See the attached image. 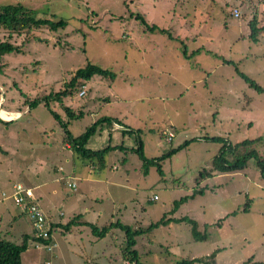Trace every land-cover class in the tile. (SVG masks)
<instances>
[{"label": "rangeland", "instance_id": "obj_1", "mask_svg": "<svg viewBox=\"0 0 264 264\" xmlns=\"http://www.w3.org/2000/svg\"><path fill=\"white\" fill-rule=\"evenodd\" d=\"M16 4L35 18L67 22L30 33L0 25V41L23 50L0 57V116L8 120H0V236L19 244L23 234L33 235L23 208L2 195L22 182L33 187L49 222L65 225L81 215L82 222L66 233L63 226L53 227L58 264H130L122 257L123 229L108 227L98 237L84 223L100 229L117 220L142 230L132 248L143 264H175L214 251V264L264 262V173L256 158L237 170L200 176L213 172L222 144L205 136L231 143L264 136V92L240 74L264 89V31L252 38L248 24L254 13L258 25L264 24V0H0V6ZM151 25L165 31L150 30ZM87 62L114 78L94 75L83 96L78 87L61 102L49 96ZM109 116L129 131H121L123 146L113 136L115 147L103 168L92 171L66 148L62 124L77 136ZM99 129L96 150L107 146V133L113 132L108 121ZM139 142L148 160L160 158L162 174L154 163L143 166L135 150ZM253 147L264 155L263 144ZM236 156L225 155L231 162ZM200 188L202 194L170 211L175 201ZM163 216L195 220L206 239L195 240L184 221L146 230ZM45 256L30 239L22 264Z\"/></svg>", "mask_w": 264, "mask_h": 264}, {"label": "trees", "instance_id": "obj_2", "mask_svg": "<svg viewBox=\"0 0 264 264\" xmlns=\"http://www.w3.org/2000/svg\"><path fill=\"white\" fill-rule=\"evenodd\" d=\"M232 13V12H231ZM139 16V15H137ZM66 20L59 18L58 20H52L49 18H35L32 16L31 12L27 9H24L20 4L16 5H4L0 6V25L4 28L9 29L12 32L21 33L23 29H26V33H30L32 29L40 27V26H47L50 29H55L57 27L64 26L66 24ZM143 22V20H142ZM249 28H250V36L252 38H255L258 32L264 31V24L259 26L258 20L256 18V14H253V17L248 21ZM150 30H158L160 32H164L165 29L157 27L156 25H151L149 27ZM28 39V38H27ZM21 47L18 45H14L13 43L9 41H0V57L4 54L11 53V52H21ZM240 73V72H239ZM99 74L101 76H109L110 78H114V73L101 68L99 65L87 62L85 66L80 67L76 69L69 79V81L65 84L64 89L57 91L55 93H50L49 96L52 97L55 100H58L61 102L62 98L66 97L67 95L71 94L73 89L78 87L79 90L81 89L82 85L86 83L89 79H91L94 75ZM245 81L248 82V84L255 88L258 92H264V89L255 83L253 80L249 79L246 75L243 73H240ZM40 100H48L47 98H41ZM33 101L31 102V104ZM30 105V104H29ZM63 109L69 113V115H72V109L68 106L64 105ZM54 116L57 120H59L56 113H54ZM1 120V119H0ZM112 118L103 117L102 119L96 120L92 125L87 127L81 134L74 136L70 130L67 129V126L63 123L62 127L64 128V142H67L72 150L81 158H83L86 161H89L90 163H95L98 168H101L105 164V156L107 153L113 149L115 146L107 145L101 149L93 150L86 147V143L88 139L96 132V129L98 127V124L102 121H111ZM118 123L117 121H115ZM205 139L213 140V141H219L222 142L219 153L213 158L212 160V166L213 172L205 170V173L200 172L201 177H210L213 176L216 172H226V171H233L240 169L245 166V162L248 158H256V164L258 168L260 169L261 173H264V155L259 156L257 149L253 147L255 144H263L264 146V136H258L256 138L252 139H243L239 142L231 143L229 141L223 140L221 137H209L205 136ZM188 141H186L183 145H187ZM183 145L179 146L176 149H171L168 152L164 153L161 158H164L167 155H170L172 153H175L178 149H180ZM138 156L143 161V166L146 167L148 163H154L156 164L157 171L162 174V169L159 164V159L152 158V160H148L145 155L143 154L141 143H138V147L135 149ZM226 154H232L236 159H234L232 162L228 161L225 157ZM203 189H195L194 193H192L189 196H184L180 200L175 201L173 203L174 208L170 211H175L177 207L179 206V201L184 202L188 197H194L197 193L202 194ZM247 208V205L245 206ZM78 216L73 217L71 220H69L65 225L61 224H55L51 223L52 228L57 226H63L64 230L67 231L68 228L70 229V226L78 223L77 220ZM184 221L186 223H189L191 226V233L195 240H204L206 239V233H202L198 230V225L195 220L189 218V217H181L176 218L173 216L166 217L163 216L160 218V220L155 221L151 223L146 230L150 231L154 227H158L160 224H168L170 222H181ZM86 225L90 226L94 234L98 237H102L106 234L108 231V227H115L119 226L121 229L125 231V235L127 237L126 241V247L125 250L122 252V257L129 259L130 264H143L139 261H137V251L133 249L132 247L135 245V236L137 234H140L142 230L134 229L131 230V227L126 224H122L120 221H114L110 222L107 225L102 226L100 229L89 222H84ZM32 239L35 242H47L49 240H41L39 238H36L34 235L30 236L28 234L22 235V241L19 244H16L4 237L0 236V264H22L21 255L22 253L28 248L29 240ZM215 253H211L207 258L203 257H195L192 259H183L180 261H177L175 264H192L194 262H205L207 264H214V258ZM248 264H264L263 261H248Z\"/></svg>", "mask_w": 264, "mask_h": 264}, {"label": "built area", "instance_id": "obj_3", "mask_svg": "<svg viewBox=\"0 0 264 264\" xmlns=\"http://www.w3.org/2000/svg\"><path fill=\"white\" fill-rule=\"evenodd\" d=\"M232 15L237 18L240 12L237 8L232 10ZM86 92V85H82L78 92L79 96H83ZM173 137V132L168 131L167 141ZM4 198L12 200L13 204L23 208V211L28 216L33 227V235L41 240H49L47 242H35L36 248H43L46 256L39 262V264H58L54 258L56 241L53 239V228L51 223L47 220L43 213L39 201L34 194L33 188L25 185L22 182H16L12 185V192L10 194L2 193ZM156 196H154L155 198Z\"/></svg>", "mask_w": 264, "mask_h": 264}, {"label": "crops", "instance_id": "obj_4", "mask_svg": "<svg viewBox=\"0 0 264 264\" xmlns=\"http://www.w3.org/2000/svg\"><path fill=\"white\" fill-rule=\"evenodd\" d=\"M3 94V93H2ZM0 95L3 99H4V97H3V95ZM1 104H2V100H0V110L2 109L1 108ZM2 111H4L5 113H7L8 114V112L9 113H11L12 111H7V110H2ZM16 111H14V112H12V116H15L17 113H15ZM7 114H5V115H7ZM18 115V114H17ZM109 118H112V120L111 121H109L108 123L110 124V126H111V130L113 131L112 133H107L108 135H107V141H108V143H107V145H113L112 144V141H113V136L114 137H117L118 138V140L117 141H121V144H122V146H123V143H124V139H123V134L121 133V131L122 132H124V131H129L127 128L128 127H126L121 121H119V120H117L116 118H114L113 116H109ZM0 119L1 120H3V121H8V120H5V118H1V116H0ZM9 120H11V119H9ZM115 121H117L118 123H116ZM103 129V128H102ZM102 129H99L98 131H96L89 139H88V141H87V143H86V147L87 148H89V149H93V150H96V146H97V144L99 143V139H101V132H103V130ZM118 131V132H117ZM98 133V134H97ZM114 133H116V134H114ZM97 136V137H96ZM94 137V138H93ZM65 143V146H66V148L68 149V151H70V152H72L73 150H72V148L70 147V145L68 144V143H66V142H64ZM94 144V145H93ZM104 147H105V145H104ZM103 148V147H102ZM106 158V157H105ZM86 161V160H85ZM86 162H88L89 164H90V169L92 170V171H94V170H97V169H101V168H103V167H101V168H98L97 167V165L95 164V163H90L89 161H86ZM122 162L124 163V159H122ZM74 168H77L78 169V167L77 166H74ZM85 173H87V172H85ZM84 172H79V174H81V175H83V174H85ZM88 174H89V170H88ZM86 176H87V174H86ZM87 177H83V179H86ZM70 187H72V188H75L76 186H74L73 184H70ZM33 188V187H32ZM36 196V195H35ZM38 199V198H37ZM76 216H78V219H76L77 220V222H82V221H80L81 220V215H76ZM75 217V216H74ZM79 220V221H78ZM51 222V221H50ZM88 222V221H87ZM112 222V221H111ZM51 223H53V222H51ZM89 223H91V222H89ZM56 224V223H55ZM57 224H60V223H57ZM93 224V223H92ZM95 225V224H94ZM64 232L66 233V231L64 230ZM57 254V253H56ZM54 256H55V252H54ZM90 257L89 256H87L86 257V259H89ZM39 260H36V264H39Z\"/></svg>", "mask_w": 264, "mask_h": 264}, {"label": "bare ground", "instance_id": "obj_5", "mask_svg": "<svg viewBox=\"0 0 264 264\" xmlns=\"http://www.w3.org/2000/svg\"><path fill=\"white\" fill-rule=\"evenodd\" d=\"M2 113H5V112H2ZM1 115V114H0ZM7 119H10V118H7Z\"/></svg>", "mask_w": 264, "mask_h": 264}]
</instances>
